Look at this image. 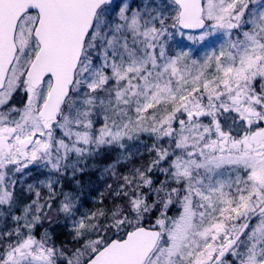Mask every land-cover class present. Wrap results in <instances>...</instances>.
Returning <instances> with one entry per match:
<instances>
[{
  "label": "snow or ice",
  "instance_id": "1",
  "mask_svg": "<svg viewBox=\"0 0 264 264\" xmlns=\"http://www.w3.org/2000/svg\"><path fill=\"white\" fill-rule=\"evenodd\" d=\"M0 264H264V0H0Z\"/></svg>",
  "mask_w": 264,
  "mask_h": 264
},
{
  "label": "rangeland",
  "instance_id": "2",
  "mask_svg": "<svg viewBox=\"0 0 264 264\" xmlns=\"http://www.w3.org/2000/svg\"><path fill=\"white\" fill-rule=\"evenodd\" d=\"M93 179H95V176L92 177ZM58 231H64L63 229H58Z\"/></svg>",
  "mask_w": 264,
  "mask_h": 264
}]
</instances>
